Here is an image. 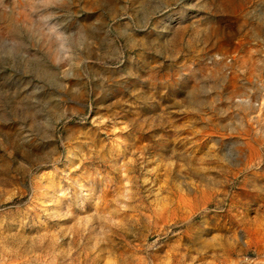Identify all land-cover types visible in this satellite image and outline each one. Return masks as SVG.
Wrapping results in <instances>:
<instances>
[{"label": "rangeland", "instance_id": "rangeland-1", "mask_svg": "<svg viewBox=\"0 0 264 264\" xmlns=\"http://www.w3.org/2000/svg\"><path fill=\"white\" fill-rule=\"evenodd\" d=\"M0 264H264V0H0Z\"/></svg>", "mask_w": 264, "mask_h": 264}]
</instances>
